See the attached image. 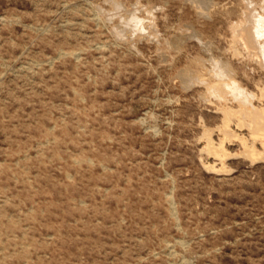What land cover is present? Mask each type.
Returning <instances> with one entry per match:
<instances>
[{
	"label": "rangeland",
	"instance_id": "obj_1",
	"mask_svg": "<svg viewBox=\"0 0 264 264\" xmlns=\"http://www.w3.org/2000/svg\"><path fill=\"white\" fill-rule=\"evenodd\" d=\"M201 1L0 0V264H264V137L210 90L260 95L264 2Z\"/></svg>",
	"mask_w": 264,
	"mask_h": 264
},
{
	"label": "bare ground",
	"instance_id": "obj_2",
	"mask_svg": "<svg viewBox=\"0 0 264 264\" xmlns=\"http://www.w3.org/2000/svg\"><path fill=\"white\" fill-rule=\"evenodd\" d=\"M198 1H200V0H198ZM204 2L206 3V1H204ZM263 2H264V0H263ZM117 3H118V1H117ZM211 4L212 3H210V5ZM208 5H209V2H208ZM263 10H264V6H263ZM132 13H134V14H133V17L131 16L132 17L131 21H134L136 26H139V24H140V27H142V28L144 26L146 27V23H145L146 21L144 22V18L137 14L138 10H137V13H136V11L133 12V10H132ZM110 19H112V17ZM122 19L123 18H121V20ZM241 19L243 21H245V22L247 21V22L246 23L244 22V25H243L244 27L233 26L232 30H233L234 39L236 40L235 43L237 42L236 44L233 45V47H234L235 51L237 52L239 50L237 45L241 44V46L243 47L247 56H249L253 61H255L256 63H258V65H260L261 67L264 68V11H263V13L262 12H256L255 10L246 11L244 13V15L241 16ZM127 20H128V18H127ZM121 23H122V21H121ZM123 23H124V21H123ZM128 23L131 24L130 21H128ZM124 24H126V23H124ZM154 25H155V23H154ZM117 26H119V25H117ZM115 28L116 27H114V29ZM117 29H119V28H117ZM126 30H127V28H126ZM134 30H135V28H134ZM139 30H140V28H139ZM139 30H138V32H139ZM114 31L117 32L118 30H114ZM140 31H142V30H140ZM138 32H135V33H138ZM61 51H62V49H61ZM239 52H240V50L237 53H239ZM241 54H243V53H239V55H241ZM59 55H61L60 52H59ZM76 57H78V55ZM211 61H212V65L214 67L215 72L223 78V82L220 83L219 86H217L216 88L215 87L210 88L212 94H214L215 96L217 95L219 98L224 99V100L228 99L227 96H231L233 99L239 101V103H240L239 108H234L232 106H226V104H224L221 108L224 111L225 115L230 117L232 114H235L237 116H240L244 120L249 119L247 121V124L249 126H251V128L254 126V124H257V125L259 124V130H261V132H259V131H257V132H258V134H261L264 137V123L263 122L260 123V120H262V118H264V103L261 106L256 105V103H255L256 99H264V87L261 88V93H260V95H258L257 93H255L254 91H252L248 87H246L245 84L238 77H236L235 71L233 69H231L229 64L226 61H224V59L218 58V57H213L211 59ZM181 72H183V70H181ZM183 77L185 79L186 78L189 79V82H192L193 80L195 81V80H197V78H199V77H193V75L187 71L183 72ZM183 83L185 84L186 82H183ZM229 121H230V118L227 122L228 126H229ZM239 136H241V135H239ZM240 139H242L245 142V139L243 137H241ZM263 141H264V138H263ZM242 144H244V143H242ZM210 146H211L210 147L211 152H214L215 154L220 155V156L224 155L225 152L223 150L224 149L223 145H221L219 147L218 146L216 147L214 145H210ZM221 147H223V149ZM254 147L255 146H253V148H251V149L249 148L250 150L248 151L249 155L252 158H256V157H259V155H261L260 152H258L259 149L257 151V149L256 150L254 149ZM89 161H91V160H89ZM102 167H104V166L102 165ZM177 213H178V211H177Z\"/></svg>",
	"mask_w": 264,
	"mask_h": 264
}]
</instances>
